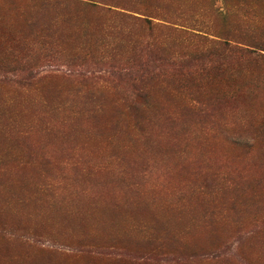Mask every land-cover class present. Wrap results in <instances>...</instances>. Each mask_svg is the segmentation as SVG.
I'll use <instances>...</instances> for the list:
<instances>
[{
    "label": "rangeland",
    "instance_id": "374dc122",
    "mask_svg": "<svg viewBox=\"0 0 264 264\" xmlns=\"http://www.w3.org/2000/svg\"><path fill=\"white\" fill-rule=\"evenodd\" d=\"M0 264H264V0H0Z\"/></svg>",
    "mask_w": 264,
    "mask_h": 264
}]
</instances>
